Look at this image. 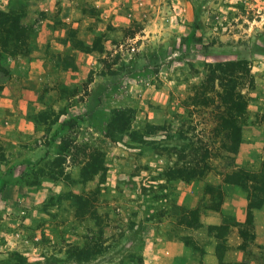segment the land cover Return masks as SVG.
<instances>
[{
    "label": "rangeland",
    "instance_id": "374dc122",
    "mask_svg": "<svg viewBox=\"0 0 264 264\" xmlns=\"http://www.w3.org/2000/svg\"><path fill=\"white\" fill-rule=\"evenodd\" d=\"M125 2L130 24L98 58L111 77L83 113L61 119L50 111L36 138L0 142V264H143L152 230L174 227L180 215L182 174L174 171L205 150L211 169L226 155L215 137L222 77L214 65L241 62L244 119L264 126V0ZM82 7L100 14L87 1ZM115 109L129 116L121 131L109 123ZM85 165L96 174H83ZM211 169L201 180L215 176ZM155 177L171 181L153 187L147 180ZM78 196L88 198L82 208Z\"/></svg>",
    "mask_w": 264,
    "mask_h": 264
},
{
    "label": "crops",
    "instance_id": "0c3cea01",
    "mask_svg": "<svg viewBox=\"0 0 264 264\" xmlns=\"http://www.w3.org/2000/svg\"><path fill=\"white\" fill-rule=\"evenodd\" d=\"M16 1L0 0V11L18 15L19 24L18 30L8 26L7 45L0 44V63L7 70L0 80V142L15 144L41 134L40 117L50 111L59 110L61 119L83 113L100 81L111 77L102 75L98 58L112 52L109 47L118 30L131 21L121 13L122 7H129L125 0L118 4L115 0H21V5ZM86 1L95 5L98 16L85 14ZM84 81H88L86 100L80 97ZM120 87L129 91L124 80ZM252 120L243 127L237 152L217 156L219 166L205 170H214V177L178 181L177 207L181 213L198 208L197 223H179L180 213L174 227L150 231L142 248L143 264H264V192L253 205L236 184L225 179L239 170L247 173V186L259 178L264 126ZM166 181L171 180L155 177L147 183L156 187Z\"/></svg>",
    "mask_w": 264,
    "mask_h": 264
},
{
    "label": "trees",
    "instance_id": "16d2710c",
    "mask_svg": "<svg viewBox=\"0 0 264 264\" xmlns=\"http://www.w3.org/2000/svg\"><path fill=\"white\" fill-rule=\"evenodd\" d=\"M12 26L13 30L19 29L18 24V15L12 16L9 13H4L0 11V36H4L5 31H10L8 26ZM8 34V33H6ZM5 39L0 38V44L3 46L7 45L6 36ZM96 44H98V39L96 40ZM1 59V58H0ZM1 61V60H0ZM243 66L241 62L238 61H228V62H220L214 65L210 71L220 73L222 79H220V87L221 90L217 91V96L219 97V102L221 103L218 106V111L214 116L215 128H216V138H219V150L226 153V155L230 153H236L238 150V146L242 142V131L244 125H246V118L244 116L246 114V102L244 100L243 94L237 88L243 82ZM7 75V70L1 66L0 63V80L3 79ZM195 101V100H194ZM193 104L196 105L197 101ZM210 100L206 98V101L202 103L203 106L208 105ZM111 119L109 123L113 125L118 131L126 128V123L129 121V116L126 115L125 112H122L119 109H115L111 112ZM208 154V156H207ZM210 151L205 150L201 156L195 155L191 157L187 166H191L189 168H185L184 170H176V174H182L178 178L190 180L195 177H201L206 172L205 170L209 168L210 163L208 160ZM222 156V154H220ZM219 155H216V157ZM207 158V160H206ZM206 160V161H205ZM86 166L82 168V173L87 174ZM201 166V167H199ZM261 172L258 180H256V184L253 186H247L246 180L249 179L247 173L244 171H235L225 176V179L230 183H234L239 187L241 191H243L246 196L249 198L253 205L258 204V195L264 192V163L260 166ZM98 168H92V172L96 174ZM185 172V173H183ZM186 178H183L185 177ZM87 178V177H86ZM85 178V179H86ZM256 178V177H255ZM76 201L74 204L79 206L78 208H82L87 204L88 198H82L81 196L76 197ZM82 200V201H81ZM181 210V209H180ZM81 209L77 210V215L81 214ZM181 213V211H180ZM198 218V208L185 213V210H182L181 216L179 217V223H183L185 225H196V220Z\"/></svg>",
    "mask_w": 264,
    "mask_h": 264
}]
</instances>
